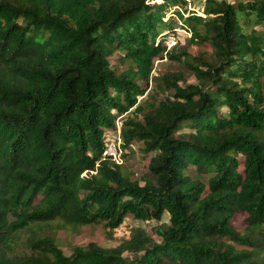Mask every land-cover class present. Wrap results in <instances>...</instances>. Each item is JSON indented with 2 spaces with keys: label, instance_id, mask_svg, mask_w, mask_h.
I'll return each instance as SVG.
<instances>
[{
  "label": "trees",
  "instance_id": "1",
  "mask_svg": "<svg viewBox=\"0 0 264 264\" xmlns=\"http://www.w3.org/2000/svg\"><path fill=\"white\" fill-rule=\"evenodd\" d=\"M160 1L0 0V264H264V0ZM170 11L198 54L158 40ZM165 58L198 84L145 99ZM116 130L143 184L104 155ZM126 218L155 223L71 255L48 233Z\"/></svg>",
  "mask_w": 264,
  "mask_h": 264
},
{
  "label": "rangeland",
  "instance_id": "2",
  "mask_svg": "<svg viewBox=\"0 0 264 264\" xmlns=\"http://www.w3.org/2000/svg\"><path fill=\"white\" fill-rule=\"evenodd\" d=\"M156 2H161L160 0H155ZM234 2L236 0H229ZM205 0H195L193 7L190 10L198 13L199 15H204ZM171 17V11L168 13L166 20L172 25H175V30H165L158 40L162 41L168 47L176 48L174 52L180 53L187 49L193 55L198 54L201 49L198 46L191 43V34L185 28H182V23L179 20L173 22ZM257 31H264V26H257L255 28ZM120 54H117L113 58V62L120 68V70H125L129 67L130 62L123 63L117 59ZM186 66L181 62L171 61L169 58L156 59L154 64V70L152 73V79L149 84V90L146 95L143 96L145 99L150 94L155 95L159 99L170 95H174V90H165L162 84L163 78L169 74H181L183 73V79H178L177 86L183 87L188 84H198V81L193 77L192 74L186 72ZM162 85V86H161ZM143 97H140L142 99ZM226 108L223 109L225 113ZM121 120L118 119V127ZM119 132H113L110 138H117ZM121 156L123 158V169L125 172L132 175L133 180L140 181L143 184V177L148 173V166L150 162V154L145 151V144L143 142H136L130 149L123 150L120 147ZM124 155V156H123ZM242 161V157L239 158ZM242 169V166H241ZM246 214L238 215L234 220V225L237 230L242 231L245 228L243 224ZM166 222L168 221L165 220ZM154 221L140 222L132 218H126L120 227L110 232L104 223L98 225H89L80 228L77 232H72L69 229L58 228L57 226H52L48 233L56 237V242L59 247L63 250L66 255H71L74 247L76 246H86L90 242H95L104 248H113L121 244V242L130 236L131 229L134 226H142L149 229V225H154ZM128 255V254H126Z\"/></svg>",
  "mask_w": 264,
  "mask_h": 264
},
{
  "label": "built area",
  "instance_id": "3",
  "mask_svg": "<svg viewBox=\"0 0 264 264\" xmlns=\"http://www.w3.org/2000/svg\"><path fill=\"white\" fill-rule=\"evenodd\" d=\"M115 132H117V130ZM120 147H121L120 134H118L117 138H110L109 136L108 140L105 143L104 155L109 156L115 163L122 165L123 158L121 156Z\"/></svg>",
  "mask_w": 264,
  "mask_h": 264
},
{
  "label": "water",
  "instance_id": "4",
  "mask_svg": "<svg viewBox=\"0 0 264 264\" xmlns=\"http://www.w3.org/2000/svg\"><path fill=\"white\" fill-rule=\"evenodd\" d=\"M167 217H168V215L166 214V215L164 216L163 220H164V221L167 220ZM140 222H143V221H140Z\"/></svg>",
  "mask_w": 264,
  "mask_h": 264
}]
</instances>
